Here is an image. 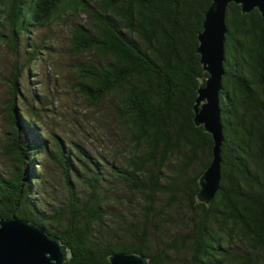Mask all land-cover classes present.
Instances as JSON below:
<instances>
[{
    "label": "trees",
    "instance_id": "trees-1",
    "mask_svg": "<svg viewBox=\"0 0 264 264\" xmlns=\"http://www.w3.org/2000/svg\"><path fill=\"white\" fill-rule=\"evenodd\" d=\"M211 2L0 0V45L17 55L21 47L29 60L52 50L36 40L37 28L89 18L71 31V51L94 56L79 64L77 86L104 105L111 125L109 154L42 131L39 115L16 105L15 75L10 130L0 139V153L13 159L9 168L0 161V219L27 220L59 238L70 253L64 264H110L116 253L147 264H264V22L233 3L219 93L220 186L209 205L196 198L212 160V138L193 121L207 76L197 37ZM46 156L62 174L58 199Z\"/></svg>",
    "mask_w": 264,
    "mask_h": 264
},
{
    "label": "rangeland",
    "instance_id": "rangeland-1",
    "mask_svg": "<svg viewBox=\"0 0 264 264\" xmlns=\"http://www.w3.org/2000/svg\"><path fill=\"white\" fill-rule=\"evenodd\" d=\"M88 21L89 18L83 14L65 16L64 20L37 28L36 40L43 39L45 45L52 46V50H41L42 54L36 61L29 60L30 56L21 47L17 55L5 44L0 45V139L10 130L7 111L12 98L11 80L16 75L21 92L15 98L16 105L26 113H37L42 121V131L80 142L93 153L109 154L111 141L108 129L111 125L104 117V105L91 104L89 97H85L77 86L82 80L79 64H92L94 56L74 54L70 45L74 24L86 25ZM32 37L35 38L34 35ZM0 161L7 168L13 164L11 155L0 153ZM43 162L52 193L56 199L61 198L62 174L49 157L46 156Z\"/></svg>",
    "mask_w": 264,
    "mask_h": 264
},
{
    "label": "water",
    "instance_id": "water-1",
    "mask_svg": "<svg viewBox=\"0 0 264 264\" xmlns=\"http://www.w3.org/2000/svg\"><path fill=\"white\" fill-rule=\"evenodd\" d=\"M230 3L242 14L257 10L264 22V0H212L198 34L197 54L207 74L197 88L193 106L194 124L202 126L213 142L212 160L200 176L198 202L209 205L219 190L221 180V148L224 143L219 93L225 74L226 11ZM70 256L60 239L27 220L10 217L0 219V264H64ZM110 264H147L145 256L116 253L108 257Z\"/></svg>",
    "mask_w": 264,
    "mask_h": 264
}]
</instances>
